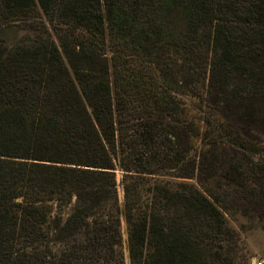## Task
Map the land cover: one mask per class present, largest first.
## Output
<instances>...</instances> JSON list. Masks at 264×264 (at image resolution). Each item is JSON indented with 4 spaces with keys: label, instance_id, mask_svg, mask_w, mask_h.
<instances>
[{
    "label": "trees",
    "instance_id": "obj_1",
    "mask_svg": "<svg viewBox=\"0 0 264 264\" xmlns=\"http://www.w3.org/2000/svg\"><path fill=\"white\" fill-rule=\"evenodd\" d=\"M255 230L264 0H0V264H251Z\"/></svg>",
    "mask_w": 264,
    "mask_h": 264
},
{
    "label": "rangeland",
    "instance_id": "obj_2",
    "mask_svg": "<svg viewBox=\"0 0 264 264\" xmlns=\"http://www.w3.org/2000/svg\"><path fill=\"white\" fill-rule=\"evenodd\" d=\"M7 35L10 37H14V29L9 30L7 32ZM191 99L187 100V107H186V113L189 116H194L196 118H200V114L194 109V107L191 105ZM254 128L255 134H259L258 131H256V127ZM198 140H195V143L198 144ZM118 180L121 181L122 175L121 172H117ZM119 195H120V201L123 203L124 200V194L122 188L119 189ZM123 233H124V244L127 254V228L125 223L123 224ZM246 243L248 245V249L251 254V264H253L254 260H258L263 262L264 264V233L261 230H255L251 234L247 235L246 237ZM129 264V261H128Z\"/></svg>",
    "mask_w": 264,
    "mask_h": 264
},
{
    "label": "built area",
    "instance_id": "obj_3",
    "mask_svg": "<svg viewBox=\"0 0 264 264\" xmlns=\"http://www.w3.org/2000/svg\"><path fill=\"white\" fill-rule=\"evenodd\" d=\"M253 264H263V262L258 261V260H254Z\"/></svg>",
    "mask_w": 264,
    "mask_h": 264
}]
</instances>
